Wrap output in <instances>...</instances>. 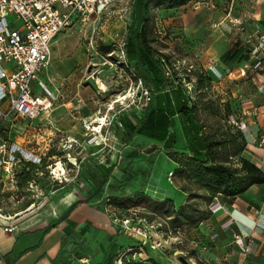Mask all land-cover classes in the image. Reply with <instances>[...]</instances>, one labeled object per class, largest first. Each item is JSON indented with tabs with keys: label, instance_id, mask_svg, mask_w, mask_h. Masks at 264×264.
Segmentation results:
<instances>
[{
	"label": "rangeland",
	"instance_id": "obj_1",
	"mask_svg": "<svg viewBox=\"0 0 264 264\" xmlns=\"http://www.w3.org/2000/svg\"><path fill=\"white\" fill-rule=\"evenodd\" d=\"M246 1L181 0L185 3L170 7L167 3L148 0L143 13L148 10L149 42L156 57L166 55V64H162L160 71L167 79L183 85L191 79L196 81L194 72L199 69L205 71L209 62L205 53L223 39L221 34L227 38L225 48L234 49L235 44H241L247 50L251 43V28L246 23L250 22L235 19V15L243 16L255 7ZM136 3L137 0H108L106 7L101 12L92 13L87 23L76 22L64 28L56 38H61L59 45L53 46L50 68L39 74V78L57 96L53 111L34 119L19 117L6 122L1 129V142L8 143L11 154L2 157L0 164L3 169L0 175V236L31 228L41 212L49 209L58 211L64 198L72 192L81 195L89 188L85 185L88 179H93L97 187L98 181L108 175L113 165H117L114 173L109 175L127 176H122L124 181L120 186L125 189L119 192L120 198L114 207L109 206L110 211L124 213L122 211L126 210L131 216L136 214L152 222L171 218L173 222L165 235L164 250L153 248L151 244L142 249L133 236L113 230L109 226L106 206L99 203L97 210H93L99 225L90 222L79 232L80 236H72L71 248L79 256L80 253L88 256L91 240H97L103 226H109L108 235L101 243L108 261L105 259L99 264H184L180 256H185L193 264H264V256L242 252L232 244L225 246L224 250L218 249V239L211 231L205 232L199 221L185 222L183 216L177 222L174 220L176 209L187 201L188 193L184 188L196 189L194 198L187 201L191 205L187 211H192L198 219L205 218V223L209 220V201L205 191L188 184L180 173L176 172L173 179L170 178L171 172L174 173L178 167L169 155L173 149H166L158 140H153V146L149 148L137 147L134 138L131 143L140 151L129 152L132 148L126 143L128 132L123 125L124 120L143 114L148 107L144 106L146 101L143 97L147 89L151 90L150 82L138 73L137 62L127 54L129 46L126 44L133 31L128 20L136 12ZM216 10L233 11V15L222 25H217L219 21L215 19H203V15ZM176 13L185 16L177 20L173 18ZM188 26L199 28L196 37L187 34L185 29ZM241 26L245 30L235 42L236 29ZM214 37L217 38L215 44ZM224 57L228 59L226 54ZM191 63H194L192 72ZM251 81L239 82L243 87L241 100L234 98L231 92L236 90L234 81L229 84L224 81L225 88L212 86L208 91L199 92L201 108L192 126L205 125L206 131L216 130L225 122L227 101L236 111L250 100L256 107L263 101L260 95L251 97L249 91L246 96L248 88L263 85L264 75L258 77L257 84ZM34 90L36 94L48 92L36 81ZM225 97L231 99L226 101ZM103 117L106 124L101 131L93 130L97 119ZM250 118L246 115L244 119L249 123ZM232 132L235 133L234 130ZM262 136L264 133L261 132L255 139L264 143ZM252 140L250 144L257 143ZM128 154L135 155L133 167L123 173ZM10 171L15 175H9ZM120 186L114 184L117 190ZM106 189L110 191L108 186ZM137 191L141 192L133 196ZM132 196L133 199L130 198ZM157 201L164 205H157ZM173 225L180 228L174 230ZM92 232L93 237L90 235ZM139 251L144 255L140 256ZM135 259L147 261L136 262Z\"/></svg>",
	"mask_w": 264,
	"mask_h": 264
},
{
	"label": "trees",
	"instance_id": "obj_2",
	"mask_svg": "<svg viewBox=\"0 0 264 264\" xmlns=\"http://www.w3.org/2000/svg\"><path fill=\"white\" fill-rule=\"evenodd\" d=\"M155 1L167 3L170 7L185 3H181V0ZM136 4V12L128 20L131 24L130 29L132 30L133 27V31L129 34L126 44L129 46L127 54L132 61L137 62V71L140 76L150 82L152 99L142 115H137L134 119L124 120L123 125L128 132L126 143H131L136 135H144L163 142L166 149H173L174 151H170L169 155L178 166L174 174L176 172L180 173L188 184L205 191L209 206L217 196L235 197L244 194L254 185H264V168L243 155L248 145L245 133L238 126L229 123L231 115L240 116L232 108L229 101L225 105V117H223L225 122L216 130L206 131L207 127L205 125L196 128L192 126L201 108L199 92L210 90L213 86V79L211 75L201 69L194 72L197 89L195 99L189 97L181 82L168 80L160 71L162 70V64H166V55L159 54L156 57L153 46L149 42L148 10L146 14L143 13V8L148 7V0H137ZM250 46L251 43L247 50H244L242 46L240 49L228 52L226 55L230 61L247 62ZM192 71L191 69L190 72ZM176 117H178L182 126L183 136H180L176 131ZM134 156L129 157L131 161H133ZM116 168L117 165H113L109 169L108 175L98 181L97 187H95L93 179H88L85 182V185L93 190L94 199H102L101 204L104 203L106 207H114L115 201L120 198L118 197L119 192L122 193L125 189L120 186L124 181L121 177V180L116 183L121 187L120 190L114 187L116 193L111 192L104 197L106 185L110 177L113 176L109 174L114 173ZM127 168L129 167L123 168V173L128 171ZM114 184L115 182H113V186ZM110 188L112 187L110 186ZM183 190L188 193L187 201L194 198L196 189L190 191L188 188H184ZM138 192L141 191H137L133 196ZM133 196L130 198L133 199ZM187 201L176 209L174 220L177 222L183 216L185 222L191 220L193 223H197V221L201 224L204 223L205 218L198 219L192 211H187L188 208H191L190 203ZM122 202L124 203V200ZM157 205L162 206L164 204L162 201H157ZM74 206L69 210L70 213ZM122 212L124 213H121L120 210L117 212L120 217L130 215L126 210ZM212 214L209 208V219ZM165 220L164 230H168L169 224L173 221H171V218ZM55 226L51 225L49 228ZM173 227L174 230L180 228L178 225H173ZM117 231L120 230L117 229ZM142 260L147 261V259H135L136 262H143Z\"/></svg>",
	"mask_w": 264,
	"mask_h": 264
},
{
	"label": "crops",
	"instance_id": "obj_3",
	"mask_svg": "<svg viewBox=\"0 0 264 264\" xmlns=\"http://www.w3.org/2000/svg\"><path fill=\"white\" fill-rule=\"evenodd\" d=\"M246 2L252 3L255 7L246 12L243 16L235 15V19L249 21L250 23L247 22L246 24L251 28V30L255 24H259L261 29L264 30V0H247ZM231 15H233V11L223 12L222 10H216L203 15V19H215L219 21L217 22V25H222L225 20H228L231 17ZM180 16L185 15L176 13L173 18L179 20L181 18ZM176 30L179 29L177 28ZM185 30L190 36L196 37V31L199 30V28H196L195 26H188ZM244 30L245 27L243 26L236 29L234 39L235 42H238L239 39L237 36H240L239 34ZM224 35L225 34L220 35V38L223 39L214 49L212 47L207 49L205 55L207 54L206 60L209 62L205 65V71L207 74L211 75L214 87L225 88V83L229 84L234 81V87L236 90L231 92L234 98L241 100L243 97L241 89L243 87L240 86L239 82L247 80V82L252 83L251 75L253 74L249 73V75L243 76L241 70L244 66V62L230 61L224 57V55L229 51L234 52L242 47L241 44H235L234 49H230L228 46L225 48L224 45L226 44L225 42L227 38H224ZM60 40L61 38L57 40L55 39L53 46L54 44L56 46L59 45ZM215 42H217V38L213 39L214 44ZM192 55H194V53ZM201 57L203 58V56ZM213 66L223 73L222 80L217 81L216 76L209 70ZM193 67L194 63H191L190 69ZM47 71L48 69L44 72L46 73ZM194 78L196 77L194 76ZM261 86H253L255 89L248 88L246 98L248 97L250 91L251 97L260 95V98H262L263 101L258 103L255 107L250 100L247 104L243 103V111L241 108L236 112H239V114L242 115L244 110L254 111L253 116L250 118L251 121L248 123L252 130L253 137L246 136L248 145L243 155L257 163L260 167L264 168V143L260 142L261 140H256V144H250V140L253 139L252 141H254L256 137L257 139L259 138L261 132L264 133V92H261ZM224 94H226V92H224ZM229 99H231V97L224 98L226 101ZM175 120L177 121L178 118L176 117ZM176 123V131L180 136H183L180 122L177 121ZM135 139V145L143 148L153 146V140L155 141V139L144 135H136ZM135 145L133 146L132 143L128 144V146L132 148L129 149V152L139 150L136 149L137 147ZM130 156V154L126 156V167H133L134 157L133 161H131L129 158ZM130 162H132V164ZM122 176L123 175H113L110 177L106 187L108 186V188H110L111 186L112 188H110V191L105 188L104 197L106 194L111 193V191H116V188L113 186V182L118 183ZM93 193V190L89 188L81 192V195L79 196L78 194L72 192L64 198V203L60 205L58 211L52 212L49 209L45 212H41L40 217L31 228L25 230L22 229L12 234L8 233L1 235L0 264H99L104 262L105 259L108 261L106 253L101 249V243L104 242L107 237V231L110 230V227L113 230L116 229L111 217L113 211H110L109 207L105 208L109 219L108 222H110V227L103 226L104 228L100 231V234L97 237L98 239L95 240V238H93L91 240L92 242L89 246L90 252L88 253V256H84L86 255L85 253H80L79 256L77 254L78 252H75L71 248L73 240L72 236H80L79 232L86 224L92 222V224H95L96 226L99 225L98 218L96 220L97 223L95 221V214L93 210H97V204H101L102 199H94L95 197H93ZM220 198L224 205L223 208L217 213H213L210 219L206 223H202L200 227H204L205 232L211 231L213 235H218L216 237L218 239L216 242V245L219 247L218 249L224 250L226 249L225 246L232 244L234 247L239 248L242 252H245L236 243V237L241 236L245 242V247L247 249L246 252L249 254L254 253L256 255L264 256V185H254L244 194L235 197L221 195ZM72 206H74V208L70 213L69 210ZM231 221L232 224L230 226L225 228L223 227L225 223ZM51 225L56 226L50 229L49 227ZM90 235L93 237L94 233L92 232ZM81 247L84 250L86 248L83 245Z\"/></svg>",
	"mask_w": 264,
	"mask_h": 264
},
{
	"label": "built area",
	"instance_id": "obj_4",
	"mask_svg": "<svg viewBox=\"0 0 264 264\" xmlns=\"http://www.w3.org/2000/svg\"><path fill=\"white\" fill-rule=\"evenodd\" d=\"M108 0H0V131L6 122L17 118L34 119L42 113L50 114L57 96L48 89L39 74L50 68L52 47L55 39L64 28L76 22L90 20L91 14L101 12ZM251 46L249 59L244 62L241 73L243 76L252 73L251 79L256 83L258 77L264 75V30L255 24L250 33ZM222 80L223 73L216 67L209 69ZM47 89L45 94H36L34 83ZM196 81L191 79L184 83V88L191 99L197 97ZM257 84V83H256ZM264 92V83L260 87ZM143 99L148 106L152 99L151 90L147 89ZM254 111L244 110L243 116L231 115L229 123L241 128L246 136L253 133L245 116H253ZM256 140V139H255ZM11 154L7 142H1L0 133V164L2 157ZM3 169L0 165V175ZM173 172L170 178L173 179ZM9 175H15L10 171ZM220 196L214 198L209 208L217 213L223 208ZM131 212V211H130ZM133 212V211H132ZM116 229L133 236L139 241L140 248L165 247L164 230L166 220L149 221L146 217L128 215H111ZM231 222L225 223L228 227ZM218 235L215 234L214 238ZM236 243L246 251L245 242L241 236L236 237ZM140 256L143 251L138 252Z\"/></svg>",
	"mask_w": 264,
	"mask_h": 264
},
{
	"label": "bare ground",
	"instance_id": "obj_5",
	"mask_svg": "<svg viewBox=\"0 0 264 264\" xmlns=\"http://www.w3.org/2000/svg\"><path fill=\"white\" fill-rule=\"evenodd\" d=\"M106 118L105 117H103V118H100V119H97V121H96V124H95V127L93 128V130H95V131H97V132H100L101 131V129H102V127H103V125H105L106 123H105V120ZM62 166V165H61ZM6 218V217H5ZM8 219H9V217H8Z\"/></svg>",
	"mask_w": 264,
	"mask_h": 264
},
{
	"label": "water",
	"instance_id": "obj_6",
	"mask_svg": "<svg viewBox=\"0 0 264 264\" xmlns=\"http://www.w3.org/2000/svg\"><path fill=\"white\" fill-rule=\"evenodd\" d=\"M180 260L184 263V264H193L188 258H186L185 256H180Z\"/></svg>",
	"mask_w": 264,
	"mask_h": 264
}]
</instances>
